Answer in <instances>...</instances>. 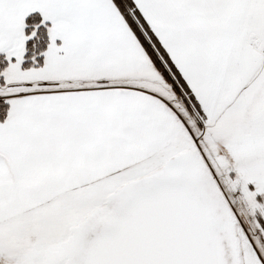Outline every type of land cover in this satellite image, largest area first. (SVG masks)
I'll use <instances>...</instances> for the list:
<instances>
[{"label":"snow or ice","instance_id":"6c2138e0","mask_svg":"<svg viewBox=\"0 0 264 264\" xmlns=\"http://www.w3.org/2000/svg\"><path fill=\"white\" fill-rule=\"evenodd\" d=\"M0 264H264V0H0Z\"/></svg>","mask_w":264,"mask_h":264}]
</instances>
